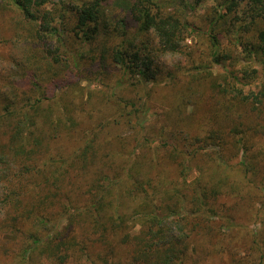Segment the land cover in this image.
Returning a JSON list of instances; mask_svg holds the SVG:
<instances>
[{
	"label": "trees",
	"instance_id": "1",
	"mask_svg": "<svg viewBox=\"0 0 264 264\" xmlns=\"http://www.w3.org/2000/svg\"><path fill=\"white\" fill-rule=\"evenodd\" d=\"M0 264H264V0H0Z\"/></svg>",
	"mask_w": 264,
	"mask_h": 264
},
{
	"label": "rangeland",
	"instance_id": "2",
	"mask_svg": "<svg viewBox=\"0 0 264 264\" xmlns=\"http://www.w3.org/2000/svg\"><path fill=\"white\" fill-rule=\"evenodd\" d=\"M209 2L210 1H208V3L207 4H209ZM216 67V70H221V69H223L224 67H221V66H215ZM258 83V82H257ZM148 119H150V116L148 115V114H145V116H143V120H148Z\"/></svg>",
	"mask_w": 264,
	"mask_h": 264
}]
</instances>
